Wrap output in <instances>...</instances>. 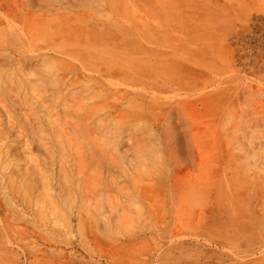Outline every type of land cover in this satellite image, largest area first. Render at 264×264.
Instances as JSON below:
<instances>
[{
  "label": "rangeland",
  "instance_id": "rangeland-1",
  "mask_svg": "<svg viewBox=\"0 0 264 264\" xmlns=\"http://www.w3.org/2000/svg\"><path fill=\"white\" fill-rule=\"evenodd\" d=\"M0 264H264V0H0Z\"/></svg>",
  "mask_w": 264,
  "mask_h": 264
}]
</instances>
